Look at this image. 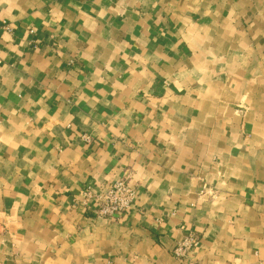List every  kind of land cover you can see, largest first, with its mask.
<instances>
[{
  "label": "crops",
  "instance_id": "crops-1",
  "mask_svg": "<svg viewBox=\"0 0 264 264\" xmlns=\"http://www.w3.org/2000/svg\"><path fill=\"white\" fill-rule=\"evenodd\" d=\"M0 264H264V0H0ZM128 176L133 207L81 203ZM208 191L200 195L201 190Z\"/></svg>",
  "mask_w": 264,
  "mask_h": 264
},
{
  "label": "built area",
  "instance_id": "built-area-1",
  "mask_svg": "<svg viewBox=\"0 0 264 264\" xmlns=\"http://www.w3.org/2000/svg\"><path fill=\"white\" fill-rule=\"evenodd\" d=\"M0 29L11 32V26L2 21ZM208 191L201 190L200 195ZM136 198L135 187L130 183L128 176L118 178L108 184L102 192H94L89 186L82 189L81 203L85 207H95V213L100 217L117 218L133 207ZM200 238L193 232L188 231L178 240L173 249L172 255L179 264H186L185 260L190 251L199 247Z\"/></svg>",
  "mask_w": 264,
  "mask_h": 264
}]
</instances>
